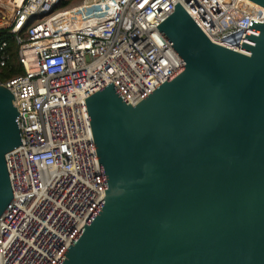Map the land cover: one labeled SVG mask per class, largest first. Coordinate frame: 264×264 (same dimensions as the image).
<instances>
[{"label":"water","instance_id":"water-1","mask_svg":"<svg viewBox=\"0 0 264 264\" xmlns=\"http://www.w3.org/2000/svg\"><path fill=\"white\" fill-rule=\"evenodd\" d=\"M156 27L184 64L136 105L112 83L85 99L105 195L57 264H264V23L249 55L179 3ZM18 117L0 85V217Z\"/></svg>","mask_w":264,"mask_h":264},{"label":"built area","instance_id":"built-area-1","mask_svg":"<svg viewBox=\"0 0 264 264\" xmlns=\"http://www.w3.org/2000/svg\"><path fill=\"white\" fill-rule=\"evenodd\" d=\"M207 38L240 49L264 8L247 0H0L23 73L14 96L21 145L7 157L13 199L0 217V264H57L105 189L85 99L112 83L136 105L183 66L156 27L178 4ZM0 45V67L6 56Z\"/></svg>","mask_w":264,"mask_h":264},{"label":"trees","instance_id":"trees-1","mask_svg":"<svg viewBox=\"0 0 264 264\" xmlns=\"http://www.w3.org/2000/svg\"><path fill=\"white\" fill-rule=\"evenodd\" d=\"M71 0H61L60 8L70 5ZM6 43L4 48V55L6 62L4 67H0V83L4 84L8 80L21 75L23 68L17 59V44L14 40V34L7 30H0V45Z\"/></svg>","mask_w":264,"mask_h":264},{"label":"bare ground","instance_id":"bare-ground-1","mask_svg":"<svg viewBox=\"0 0 264 264\" xmlns=\"http://www.w3.org/2000/svg\"><path fill=\"white\" fill-rule=\"evenodd\" d=\"M10 14L11 12L9 13L0 9V28L10 23Z\"/></svg>","mask_w":264,"mask_h":264},{"label":"rangeland","instance_id":"rangeland-1","mask_svg":"<svg viewBox=\"0 0 264 264\" xmlns=\"http://www.w3.org/2000/svg\"><path fill=\"white\" fill-rule=\"evenodd\" d=\"M82 1L83 0H71V2H70V7H72V6H76V5H78V4H80V3H82ZM8 29V26L6 25V26H3V27H1L0 28V30H7Z\"/></svg>","mask_w":264,"mask_h":264}]
</instances>
